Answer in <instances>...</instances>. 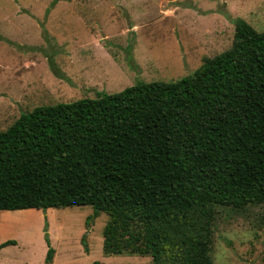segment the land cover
<instances>
[{"label":"trees","instance_id":"trees-1","mask_svg":"<svg viewBox=\"0 0 264 264\" xmlns=\"http://www.w3.org/2000/svg\"><path fill=\"white\" fill-rule=\"evenodd\" d=\"M86 205L108 217L106 255L213 264L218 208L264 205V32L236 19L231 47L191 75L0 131V212Z\"/></svg>","mask_w":264,"mask_h":264},{"label":"rangeland","instance_id":"rangeland-1","mask_svg":"<svg viewBox=\"0 0 264 264\" xmlns=\"http://www.w3.org/2000/svg\"><path fill=\"white\" fill-rule=\"evenodd\" d=\"M236 19L264 32V0H0V131L36 107L191 75L231 47ZM93 212H0V264H151L106 255L108 217ZM212 259L264 264V205L218 208Z\"/></svg>","mask_w":264,"mask_h":264}]
</instances>
